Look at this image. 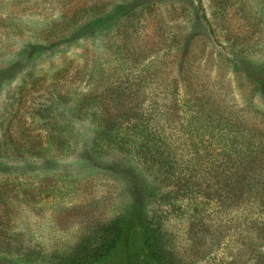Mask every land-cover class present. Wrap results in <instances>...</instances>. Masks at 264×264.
<instances>
[{"label": "rangeland", "instance_id": "obj_1", "mask_svg": "<svg viewBox=\"0 0 264 264\" xmlns=\"http://www.w3.org/2000/svg\"><path fill=\"white\" fill-rule=\"evenodd\" d=\"M134 87L177 121L176 103L196 93L264 144V0H0V264H24L9 253L18 245L68 252L123 214L102 264H153L141 221L162 187L99 139L104 93ZM252 209L207 212L225 264L264 256ZM165 228L190 250L187 216Z\"/></svg>", "mask_w": 264, "mask_h": 264}, {"label": "trees", "instance_id": "obj_2", "mask_svg": "<svg viewBox=\"0 0 264 264\" xmlns=\"http://www.w3.org/2000/svg\"><path fill=\"white\" fill-rule=\"evenodd\" d=\"M202 20L206 24L205 15ZM127 90L104 93L108 103H99L102 107L97 109L102 124L99 139L139 163L162 187L149 193L158 207L141 221L148 259L153 264H225L215 254L220 245L218 228L209 224L207 212L216 207L228 214L239 212L243 202L251 209L253 205L254 211L246 223L254 225L255 236L264 240V144L256 143L252 135L246 138L231 114L220 105L213 109L207 100L203 104L196 93L187 90L184 100L176 103L175 113L187 116L177 121L138 101L135 87ZM32 143L27 141L30 147ZM181 216L188 219L189 251L179 248L165 228L169 219ZM127 222L123 214L97 224L65 253L43 252L32 245H18L9 253L24 264H102L116 252ZM0 245L5 241L1 239ZM255 262L264 264V256Z\"/></svg>", "mask_w": 264, "mask_h": 264}]
</instances>
